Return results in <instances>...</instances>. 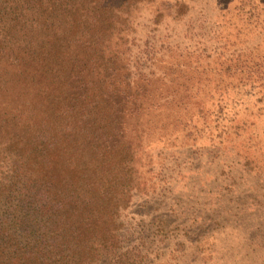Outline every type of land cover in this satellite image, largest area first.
Wrapping results in <instances>:
<instances>
[{"label":"rangeland","instance_id":"rangeland-1","mask_svg":"<svg viewBox=\"0 0 264 264\" xmlns=\"http://www.w3.org/2000/svg\"><path fill=\"white\" fill-rule=\"evenodd\" d=\"M258 1L0 0V158L103 211L92 264H264V88L223 74Z\"/></svg>","mask_w":264,"mask_h":264},{"label":"trees","instance_id":"trees-1","mask_svg":"<svg viewBox=\"0 0 264 264\" xmlns=\"http://www.w3.org/2000/svg\"><path fill=\"white\" fill-rule=\"evenodd\" d=\"M244 15L249 22L246 23L263 28L264 0L250 4ZM78 40L87 48L91 45L87 39ZM3 43L0 41V62L25 59L32 54V51L23 50L9 53L1 47ZM235 56L223 74L230 72L238 77L240 88H264V37L262 44ZM0 159L3 164L0 165V264H92L93 240L98 237L93 233L94 227L99 225L107 231L103 226L107 223L89 222L92 217L102 219L103 211L67 214L63 207L65 198L74 194L73 191L65 196V192L61 194L63 189L57 187L58 180L38 175L35 169L29 173L26 160L9 164L3 156ZM85 185L86 181L79 180L73 189L85 188ZM99 197L103 199V193ZM71 204L75 208L73 201ZM68 219L76 223H65Z\"/></svg>","mask_w":264,"mask_h":264}]
</instances>
